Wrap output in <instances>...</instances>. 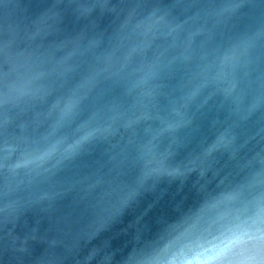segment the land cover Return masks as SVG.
<instances>
[{
    "label": "water",
    "instance_id": "obj_1",
    "mask_svg": "<svg viewBox=\"0 0 264 264\" xmlns=\"http://www.w3.org/2000/svg\"><path fill=\"white\" fill-rule=\"evenodd\" d=\"M264 251V0H0V264Z\"/></svg>",
    "mask_w": 264,
    "mask_h": 264
},
{
    "label": "clouds",
    "instance_id": "obj_2",
    "mask_svg": "<svg viewBox=\"0 0 264 264\" xmlns=\"http://www.w3.org/2000/svg\"><path fill=\"white\" fill-rule=\"evenodd\" d=\"M241 242V237L225 240L206 250L197 251L182 258L179 264H252V262L234 254L236 245Z\"/></svg>",
    "mask_w": 264,
    "mask_h": 264
}]
</instances>
